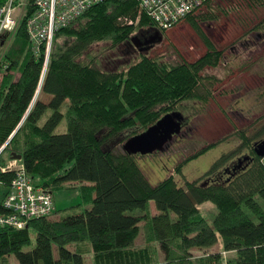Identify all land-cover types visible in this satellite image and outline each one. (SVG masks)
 <instances>
[{
	"label": "trees",
	"instance_id": "1",
	"mask_svg": "<svg viewBox=\"0 0 264 264\" xmlns=\"http://www.w3.org/2000/svg\"><path fill=\"white\" fill-rule=\"evenodd\" d=\"M7 1L0 0V6ZM250 1L264 6V0ZM35 4L28 0L26 18L36 11ZM139 16L140 29L166 34L136 0L104 1L57 31L53 47L60 38L63 45L51 50L45 75L44 51L34 56L25 21L4 45L0 147L11 141L3 154L9 153V160L12 154L22 155L28 175L53 194L79 186L83 204L77 213L57 220L36 218L23 229L0 227V264H10L13 255L19 264H85L86 254L93 255L94 264H264V162L254 149L264 140V115L256 121L258 127L234 132L236 149L217 159L203 182L180 184L170 174L152 185L138 155L124 150L127 141L167 114H183L189 102L206 108L219 80L205 76V70L219 67L224 55L199 26L217 15L202 13L187 19L207 48L197 61L172 63L150 58L141 49L125 68L105 70L100 55L92 53L95 44L108 42L113 49L128 45ZM252 31H264V20ZM63 122L66 130L56 133ZM223 141L195 151L172 173L181 175L185 165ZM243 155L248 160L236 171L232 163ZM1 156L0 168L6 167ZM16 174L0 171V184L9 190ZM205 202L217 208L212 223L199 209ZM7 214L1 202L0 215ZM143 224L147 233L137 246ZM148 237L152 244L147 245ZM219 241L220 251L193 261V251ZM72 244L75 251L67 248ZM26 246L33 249L23 251ZM225 253L234 254L226 263Z\"/></svg>",
	"mask_w": 264,
	"mask_h": 264
},
{
	"label": "rangeland",
	"instance_id": "2",
	"mask_svg": "<svg viewBox=\"0 0 264 264\" xmlns=\"http://www.w3.org/2000/svg\"><path fill=\"white\" fill-rule=\"evenodd\" d=\"M202 13L217 15L216 20L200 22L199 26L215 48L224 51L219 67L207 69L204 73L205 76H215L219 82L213 83L214 98L209 100L206 108H202L194 102L184 105L186 107L182 115L185 122L179 135L174 136L160 151L137 157L144 175L148 177L152 185H157L170 174L175 176L180 184L196 180L203 182V176L212 168L215 161L225 153L236 149L239 143V139L235 135L236 130L258 127L260 121L258 123L256 121L264 115V31H252L264 20V6L250 0H214L209 6L198 11L196 15ZM140 22L141 17L139 16L136 23L133 24L128 45H121L117 49H113L108 48L110 45L108 42L95 44L92 53L100 55V62L105 70L125 68L127 64L139 57L141 51L148 53L150 58L163 57L172 63L194 62L207 52L202 39L188 25L187 20L174 30L160 36L162 41H157L150 48L147 47L148 45L137 47L132 38L137 37L140 40L142 39L140 33L148 31L145 28L140 29ZM56 45H63V40L58 39L55 46H52L53 53ZM142 48L144 49L141 50ZM2 79L1 73L0 84ZM192 116L194 118L191 120ZM190 120L191 122H189ZM66 127L67 123L63 122L56 133H64ZM224 138L225 141L185 165L181 175L172 173L183 159L204 146ZM1 157L8 161L9 153H5ZM244 157L247 155L240 156L239 159ZM20 164L21 162L17 163V165ZM237 164L239 161L233 162L232 166H237ZM79 188V186L67 188L54 193L53 201L56 210L51 219L57 220L79 211V205L83 204ZM3 196V189L0 188V199ZM89 208L87 207V209ZM199 209H201L203 217L210 223L214 221L218 212L210 202H205ZM151 211L157 214L153 202H151ZM135 214H141V212L136 211ZM146 233L147 229L143 224L137 246L143 245ZM31 239L32 244L35 245V236L32 235ZM151 242L149 239L146 243L148 245L152 244ZM32 246L24 247L23 251H31ZM67 248L76 250L74 244ZM54 249V257L57 259L58 251L56 248ZM221 249L222 243L219 241L216 246L206 248L205 251L195 250L192 252L193 261L196 262L198 258L207 257L205 256L207 253H217ZM232 256H234L232 253L223 254V261L226 263ZM84 259L85 264H94L92 254H86ZM9 263L19 264L15 255L10 257Z\"/></svg>",
	"mask_w": 264,
	"mask_h": 264
},
{
	"label": "built area",
	"instance_id": "3",
	"mask_svg": "<svg viewBox=\"0 0 264 264\" xmlns=\"http://www.w3.org/2000/svg\"><path fill=\"white\" fill-rule=\"evenodd\" d=\"M107 0H36L35 12L26 18L28 0H8L0 6V74L5 72L3 66L5 44L16 35L25 21L26 31L32 45L34 56L41 57L44 51V75L48 69L50 52L56 33L60 28L71 26L94 6ZM140 11L154 23L160 31L174 30L189 17L206 7L213 0H136ZM44 48V50H43ZM43 75V77H44ZM0 147V156L7 150L8 144ZM264 162V157L261 158ZM11 161L0 171H16V176L2 201L10 214L0 215V227L23 229L29 220L51 217L55 212L54 194L49 189L38 185L25 171L22 164Z\"/></svg>",
	"mask_w": 264,
	"mask_h": 264
},
{
	"label": "water",
	"instance_id": "4",
	"mask_svg": "<svg viewBox=\"0 0 264 264\" xmlns=\"http://www.w3.org/2000/svg\"><path fill=\"white\" fill-rule=\"evenodd\" d=\"M133 42L139 47L137 43V37L132 38ZM162 41L159 33H155L150 41L146 43L147 47L150 48L152 44ZM147 49V48H146ZM185 118L183 115L178 113L167 114L154 126L148 128L143 134L133 137V139L126 142L124 150L129 155L145 156L151 155L160 151L174 136L179 135L182 131L183 123ZM255 152L258 158L264 157V140L255 146ZM13 160H22V155L18 156L12 154ZM248 157L239 159V162H246ZM239 166V165H238ZM236 170V167H235ZM234 170V171H235Z\"/></svg>",
	"mask_w": 264,
	"mask_h": 264
},
{
	"label": "flooded vegetation",
	"instance_id": "5",
	"mask_svg": "<svg viewBox=\"0 0 264 264\" xmlns=\"http://www.w3.org/2000/svg\"><path fill=\"white\" fill-rule=\"evenodd\" d=\"M152 34L154 35L155 33L153 31H147V32L140 33L142 39H140V40L137 39V43L139 44V46L146 45V43L148 41H150L151 36H153ZM142 49H144V48H142ZM244 164H245V162H239V164H238L239 166L237 165L236 171L240 170L241 168H244Z\"/></svg>",
	"mask_w": 264,
	"mask_h": 264
},
{
	"label": "crops",
	"instance_id": "6",
	"mask_svg": "<svg viewBox=\"0 0 264 264\" xmlns=\"http://www.w3.org/2000/svg\"><path fill=\"white\" fill-rule=\"evenodd\" d=\"M4 160H6V159H4ZM12 160H9L8 159V161L6 160V165H9V163L11 162ZM13 161H17V160H13ZM18 163H20L21 161H17ZM2 165V164H1ZM5 165V164H4ZM5 165V166H6ZM0 188L1 189H3V194H4V196H3V198L2 199H0V203L3 201V199H4V197L6 196V193L8 192V189H6L2 184H0ZM231 254V253H230ZM233 254V253H232Z\"/></svg>",
	"mask_w": 264,
	"mask_h": 264
}]
</instances>
